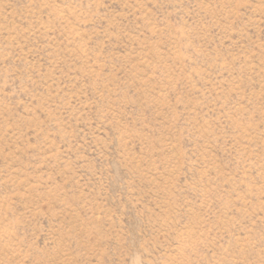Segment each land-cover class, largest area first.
I'll use <instances>...</instances> for the list:
<instances>
[{
    "label": "rangeland",
    "instance_id": "1",
    "mask_svg": "<svg viewBox=\"0 0 264 264\" xmlns=\"http://www.w3.org/2000/svg\"><path fill=\"white\" fill-rule=\"evenodd\" d=\"M0 264H264V0H0Z\"/></svg>",
    "mask_w": 264,
    "mask_h": 264
}]
</instances>
